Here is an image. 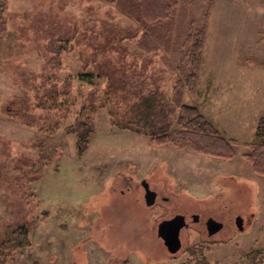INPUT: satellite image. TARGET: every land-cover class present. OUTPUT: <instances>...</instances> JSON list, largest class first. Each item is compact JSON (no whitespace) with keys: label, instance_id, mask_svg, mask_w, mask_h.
Masks as SVG:
<instances>
[{"label":"rangeland","instance_id":"obj_1","mask_svg":"<svg viewBox=\"0 0 264 264\" xmlns=\"http://www.w3.org/2000/svg\"><path fill=\"white\" fill-rule=\"evenodd\" d=\"M134 3L0 0V241L39 219L31 247L8 264H190L194 260L186 249L197 244L207 249L209 264H249L255 255L264 259V178L243 158L264 117V0H180L168 25L171 32L164 26L148 39L152 50L141 41L144 30ZM204 19L199 85L196 95L186 92L184 104L196 107L226 140L239 143L236 158L155 146L146 136L112 127L110 105L92 115L93 131L80 154L77 135L66 127L76 126L87 95L111 82L100 66L112 59L132 85L147 79V88L158 84L171 96L188 26L197 29ZM61 39L67 42L65 51L64 43L58 45ZM55 56L56 76L62 86L74 79L79 105L74 118L48 137L10 113L33 105L28 79L50 68ZM85 72L93 79H75ZM40 140L45 142L37 146ZM146 178L158 196L152 208L138 186ZM186 191L200 202V222L187 215L182 248L172 254L160 225L181 213L176 195ZM237 216L243 217L241 230ZM211 220L223 223L212 235Z\"/></svg>","mask_w":264,"mask_h":264},{"label":"trees","instance_id":"obj_2","mask_svg":"<svg viewBox=\"0 0 264 264\" xmlns=\"http://www.w3.org/2000/svg\"><path fill=\"white\" fill-rule=\"evenodd\" d=\"M179 3L180 0H135L136 20L144 30L141 41L145 48H154L148 47V39L153 36L154 30L172 22ZM199 26L197 29L188 26L186 31L187 36L181 49L183 62L182 66L176 68L177 80L171 96H167L158 84L147 88V79H141L132 85L128 82L130 76L123 77L124 71L119 73L121 71L115 68L117 64L112 63V59L100 66V70L109 75L111 82L103 91L89 93L80 104L76 126L66 127L67 133L77 135L80 154L86 151L89 134L93 131L92 115L98 107L110 105L108 114L112 127L146 136L155 146L171 145L178 150L189 149L199 155L227 161L236 158L235 148L239 143L236 140H226L196 107L184 104L186 92L191 96L196 95L203 66L207 21L204 19ZM168 29L171 32L170 26ZM62 40L58 45L64 43L62 51H65L67 42ZM56 57L51 58L52 66L47 67L45 72L26 77L29 82H33V105L10 113L20 124L33 127L48 137L56 135L68 119L74 118L79 105L72 91L74 79L69 77L62 86L56 76V72L60 70ZM111 68L116 73L110 74ZM22 75L25 73L22 72L20 76ZM93 77V74L85 72L77 75L75 79L86 83ZM176 127L179 130H175ZM43 142L45 141L38 142L37 146ZM247 147L244 160L256 175L264 178V117L256 128V141ZM30 164L32 166L35 163ZM38 179L39 175L30 182ZM38 223V218H32L10 231L0 241V264H8L15 254L31 247L30 234ZM206 251L202 244L188 247L186 252L194 260L190 264H209L204 256ZM249 264H264V259L255 255Z\"/></svg>","mask_w":264,"mask_h":264},{"label":"water","instance_id":"obj_3","mask_svg":"<svg viewBox=\"0 0 264 264\" xmlns=\"http://www.w3.org/2000/svg\"><path fill=\"white\" fill-rule=\"evenodd\" d=\"M143 184L146 191L145 194L146 204L148 206H152L156 202L157 195L155 192H153L150 189L148 183L144 182ZM215 225L220 226L215 221H210V223L208 224L210 229V234H214L219 231L218 227L216 228ZM184 226H185V221L183 216H176L173 219L164 221L160 225L159 234L163 239L168 251L172 254H176L181 250L182 242L180 238V233Z\"/></svg>","mask_w":264,"mask_h":264},{"label":"flooded vegetation","instance_id":"obj_4","mask_svg":"<svg viewBox=\"0 0 264 264\" xmlns=\"http://www.w3.org/2000/svg\"><path fill=\"white\" fill-rule=\"evenodd\" d=\"M131 180L133 181V179H131ZM169 180H170V177L168 178V181ZM149 181H150L149 178L141 180L140 182H138V186H141L145 190L143 183L144 182L148 183L149 187H150L151 183H149ZM165 188H166V190H168L166 186H165ZM171 191L172 190H168V192H171ZM153 192H155V191H153ZM156 195H157V193H156ZM176 196L179 198L182 207H179L180 210H181V213H178L175 216H183L184 217L185 226L183 227V229L189 228V224L186 222L187 221L186 217H187L188 214L190 215V218L193 220V222H195V223L200 222V217H199L198 213L196 212L198 210V207H199L198 203H200V202L196 201L195 199L193 200L186 193L185 194H181V192H179V193H177ZM157 198H158V196L156 197V201H157ZM163 201L168 202V198L167 197H163ZM191 202H194V204H192ZM155 205H156V203L153 206H155ZM242 220H243V217L237 216V218H236V226L238 227L239 230H241ZM211 221H215V220H211ZM215 222L220 225V226L215 225V227L216 228L218 227V229L221 230L222 227H223V223L220 224V222L218 220H216ZM210 235H212V234H210Z\"/></svg>","mask_w":264,"mask_h":264},{"label":"crops","instance_id":"obj_5","mask_svg":"<svg viewBox=\"0 0 264 264\" xmlns=\"http://www.w3.org/2000/svg\"><path fill=\"white\" fill-rule=\"evenodd\" d=\"M187 195H189L190 197H195V196H192L188 191H186Z\"/></svg>","mask_w":264,"mask_h":264}]
</instances>
